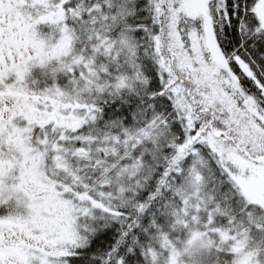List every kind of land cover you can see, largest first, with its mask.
Masks as SVG:
<instances>
[{
  "label": "snow or ice",
  "instance_id": "6c2138e0",
  "mask_svg": "<svg viewBox=\"0 0 264 264\" xmlns=\"http://www.w3.org/2000/svg\"><path fill=\"white\" fill-rule=\"evenodd\" d=\"M0 264H264V0H0Z\"/></svg>",
  "mask_w": 264,
  "mask_h": 264
}]
</instances>
